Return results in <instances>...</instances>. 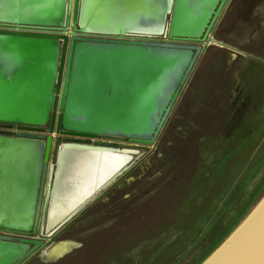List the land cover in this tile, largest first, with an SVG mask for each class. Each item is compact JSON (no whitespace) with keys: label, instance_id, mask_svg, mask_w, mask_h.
I'll use <instances>...</instances> for the list:
<instances>
[{"label":"water","instance_id":"1","mask_svg":"<svg viewBox=\"0 0 264 264\" xmlns=\"http://www.w3.org/2000/svg\"><path fill=\"white\" fill-rule=\"evenodd\" d=\"M229 1L158 0L153 23L143 10L136 24L89 0H0V123L41 132L0 131V264L54 242L40 237L53 133L154 145L202 50L224 45L212 33ZM70 22L71 36L21 29ZM202 264H264V198Z\"/></svg>","mask_w":264,"mask_h":264},{"label":"rangeland","instance_id":"2","mask_svg":"<svg viewBox=\"0 0 264 264\" xmlns=\"http://www.w3.org/2000/svg\"><path fill=\"white\" fill-rule=\"evenodd\" d=\"M234 1L221 21L225 38L212 33L225 45L202 50L157 142L130 148L128 168L51 233L46 189L40 237L80 247L58 262L38 253L24 264H202L264 198L262 3L242 0L246 12L255 5L257 40L240 44ZM53 136L58 146L72 137Z\"/></svg>","mask_w":264,"mask_h":264},{"label":"bare ground","instance_id":"3","mask_svg":"<svg viewBox=\"0 0 264 264\" xmlns=\"http://www.w3.org/2000/svg\"><path fill=\"white\" fill-rule=\"evenodd\" d=\"M193 55L195 60L198 54L195 52ZM236 56L238 54H235L234 58ZM128 141L122 137L81 140L72 136L62 146H58L59 159L53 174V184L50 185L51 200L46 212L43 208L42 214L44 216L45 212L47 215L50 233L73 219L72 216L78 215L77 212L82 208L97 200V197L128 168L136 153L130 148L144 147L134 142L124 146ZM79 247L75 241L69 239L54 241L51 246L41 251L40 256L43 260L58 262Z\"/></svg>","mask_w":264,"mask_h":264},{"label":"crops","instance_id":"4","mask_svg":"<svg viewBox=\"0 0 264 264\" xmlns=\"http://www.w3.org/2000/svg\"><path fill=\"white\" fill-rule=\"evenodd\" d=\"M158 0H89V4L91 5V8H93V11L96 13H107L108 11L111 12H118V17L115 18H120V19H129L132 20L133 23H140L142 22L144 24V17H143V10L147 11V22L153 23V20L155 19V11H156V3ZM241 6L238 4L235 5L236 10L239 12L242 10V18L237 16V22L233 25L232 27V35L233 36H238V39L240 41V44H245L247 41L252 42L253 40V34L255 35L256 33V26L257 22L255 19V5H253V11L249 13V11H245V5L242 0H236L234 3H239ZM242 1V2H241ZM261 13H258L257 17H264V0H261ZM228 7H232L233 0H230ZM233 4V5H232ZM247 7V6H246ZM227 8L224 10L220 17L219 23L216 25V35H220L225 38L227 32L224 31V29L221 27L222 25V18L224 17V14L226 13ZM150 10V13H149ZM149 13V14H148ZM237 13V12H236ZM222 21V22H221ZM221 22V24H220ZM259 26V25H258ZM264 26V25H263ZM260 32V31H258ZM257 35L254 36V39L257 40ZM221 41V40H220ZM219 41V42H220ZM224 43V41H222ZM225 45V44H224Z\"/></svg>","mask_w":264,"mask_h":264},{"label":"built area","instance_id":"5","mask_svg":"<svg viewBox=\"0 0 264 264\" xmlns=\"http://www.w3.org/2000/svg\"><path fill=\"white\" fill-rule=\"evenodd\" d=\"M21 29L24 31H35V32H41V33H45L46 31H49L48 29H46V27H33V26H21ZM64 34L66 35H73L75 33L74 30V25L70 22V24H65V28L63 29ZM126 39H131V40H147V41H153V42H157V41H167L168 38L166 37H154V36H146V35H137V34H127L125 35ZM12 129V134L16 135L19 133H41L40 131H36V130H30L28 128H24L21 126H16V128H13L12 126L10 127Z\"/></svg>","mask_w":264,"mask_h":264},{"label":"flooded vegetation","instance_id":"6","mask_svg":"<svg viewBox=\"0 0 264 264\" xmlns=\"http://www.w3.org/2000/svg\"><path fill=\"white\" fill-rule=\"evenodd\" d=\"M64 28H65V24H61L60 26H47L46 27V29H48L49 31L54 32V33H61ZM158 37H163V36H158ZM11 126L13 128H16V126H19V125H17V124L16 125H12V124L0 123V131H7L9 133H12V129L10 128ZM48 128H49V125H48L47 129ZM52 170H53V165H51V169H50L49 175L47 177V183L49 182L50 174H51ZM19 236L25 237V236H22V235H19Z\"/></svg>","mask_w":264,"mask_h":264},{"label":"trees","instance_id":"7","mask_svg":"<svg viewBox=\"0 0 264 264\" xmlns=\"http://www.w3.org/2000/svg\"><path fill=\"white\" fill-rule=\"evenodd\" d=\"M252 211H253V210H252ZM252 211H251V212H252Z\"/></svg>","mask_w":264,"mask_h":264}]
</instances>
